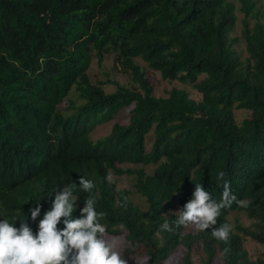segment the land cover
<instances>
[{"label": "trees", "instance_id": "obj_1", "mask_svg": "<svg viewBox=\"0 0 264 264\" xmlns=\"http://www.w3.org/2000/svg\"><path fill=\"white\" fill-rule=\"evenodd\" d=\"M261 1L0 0V219L27 215L35 231L54 190L83 176L96 185L92 194L97 211L106 213L101 223L108 233L125 234L128 264H136L135 256L169 264L179 250L180 260L170 264H264ZM106 54L115 55L132 87L91 82L93 57L101 64ZM147 68L184 87L157 97ZM108 83L114 92L104 90ZM123 110L127 122L92 139L97 125ZM238 111L246 115L240 119ZM221 170L237 198L250 201L247 208L233 203L222 210L217 227L233 226L228 244L211 230L161 231L165 219H176L175 202L182 208L192 198L195 184L221 199ZM109 172L131 176L133 188L117 189L105 179ZM74 194L78 218L89 194L79 187ZM39 202L34 223L29 209ZM225 247L230 251L222 257Z\"/></svg>", "mask_w": 264, "mask_h": 264}, {"label": "clouds", "instance_id": "obj_2", "mask_svg": "<svg viewBox=\"0 0 264 264\" xmlns=\"http://www.w3.org/2000/svg\"><path fill=\"white\" fill-rule=\"evenodd\" d=\"M225 175L222 170L217 173V179L223 181L219 201L197 183L192 198L174 212L176 219L171 224L165 219L160 230L171 233L189 226L199 232L211 230L215 240L228 244L233 226L223 223L217 227L222 210L230 209L233 203L247 208L250 201L237 198L231 182L224 179ZM105 179L108 183L114 182L111 172ZM77 187L89 195L85 197L84 206L79 208V217L73 218V212L79 207V197L74 194ZM95 187L92 180L80 176L78 184L73 182L54 190L51 207L43 212L35 231L29 225L27 215L24 219L13 218L11 221L9 218L0 219V264H128V258L122 254L126 241L110 235L106 225L101 223L106 213L97 211V198L92 194ZM42 207L39 202L29 209L32 222H37ZM124 228L125 225H119L121 231ZM229 251L225 247L221 256H226ZM134 259L136 264H148L150 257L135 256Z\"/></svg>", "mask_w": 264, "mask_h": 264}, {"label": "rangeland", "instance_id": "obj_3", "mask_svg": "<svg viewBox=\"0 0 264 264\" xmlns=\"http://www.w3.org/2000/svg\"><path fill=\"white\" fill-rule=\"evenodd\" d=\"M262 3H263V0L261 1V4ZM261 9L264 10V6L261 7ZM238 17H239V25H238L236 34L240 36L241 30H242L241 20L243 16L241 14H238ZM240 49L244 51L245 44H242ZM244 55L246 56V53H244ZM138 62L143 67H146V65L142 63L141 60H138ZM88 74L90 76L91 82L94 84H98L100 82L107 81V80H112V81H118L119 83L126 85V86H130V87L133 86L131 76L127 75L123 71V67L116 61V57L114 54H106L101 64L98 62L96 57H93L92 64L89 68ZM147 78L149 79L151 85L154 86L155 95L157 97H166L167 93L173 87H178V88L184 87L178 82L171 83L167 80H164L159 72L152 71L149 68H147ZM103 88L108 93H112L116 90V86L111 83H108ZM187 89L192 98H194L195 100L201 99L200 93L196 91L195 89H193L191 86H187ZM237 114H238V118L240 119L246 115L244 111H238ZM127 121H128V110H123L114 120L107 122L105 124H102V125H97L95 129L93 130L91 137L93 140H98L100 138H103L110 134L112 127L114 126L116 122L125 123ZM151 144H152V137H150L148 141V145H147L148 150L151 149ZM153 169L154 168L150 166L146 168V171L148 173H151ZM113 177H114V180L117 182V189H132L133 188L132 187L133 181H132L131 176H128L125 174L122 176L113 175ZM134 201L138 203L140 206H144L142 199L139 198L138 196L134 198ZM179 209H180V204H179V200H177L175 202L174 212L178 211ZM241 221L245 223L246 225H249V222L245 219L244 216H241ZM187 231H196V230L192 228L191 226H189L187 228ZM114 236L122 237L126 241V246L128 245V242L126 240L124 233L119 234V235H114ZM125 247L122 250H124ZM247 247L251 253L256 252V250L258 249V246L253 242H249L247 244ZM182 254H183L182 251L179 250L176 253V255L168 263L170 264L171 262H175V263L178 262Z\"/></svg>", "mask_w": 264, "mask_h": 264}]
</instances>
